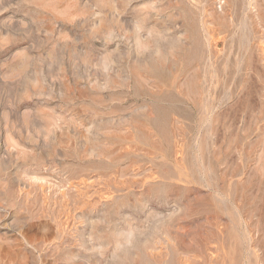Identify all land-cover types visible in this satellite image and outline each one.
I'll list each match as a JSON object with an SVG mask.
<instances>
[{
	"label": "rangeland",
	"instance_id": "374dc122",
	"mask_svg": "<svg viewBox=\"0 0 264 264\" xmlns=\"http://www.w3.org/2000/svg\"><path fill=\"white\" fill-rule=\"evenodd\" d=\"M0 264H264V0H0Z\"/></svg>",
	"mask_w": 264,
	"mask_h": 264
}]
</instances>
